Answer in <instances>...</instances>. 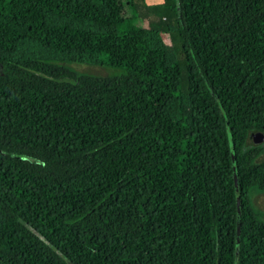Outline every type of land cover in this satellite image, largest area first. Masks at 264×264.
Instances as JSON below:
<instances>
[{"label":"trees","instance_id":"obj_1","mask_svg":"<svg viewBox=\"0 0 264 264\" xmlns=\"http://www.w3.org/2000/svg\"><path fill=\"white\" fill-rule=\"evenodd\" d=\"M0 66V264H264V0H0Z\"/></svg>","mask_w":264,"mask_h":264},{"label":"rangeland","instance_id":"obj_2","mask_svg":"<svg viewBox=\"0 0 264 264\" xmlns=\"http://www.w3.org/2000/svg\"><path fill=\"white\" fill-rule=\"evenodd\" d=\"M149 4L158 3L162 0H147ZM172 7V4L169 5ZM62 66L71 69L77 73L91 74V75H120L124 73L123 69L114 68L107 65H92V64H82V63H62ZM0 66V72H1ZM68 80V79H67ZM71 81V80H69ZM264 142V136H260L259 134L253 133L250 136L249 144H261ZM264 158V153L261 156ZM253 201L256 207L261 211L264 217V191H259L255 188L251 191ZM238 230V228H237ZM239 239V233L237 231V240Z\"/></svg>","mask_w":264,"mask_h":264},{"label":"water","instance_id":"obj_3","mask_svg":"<svg viewBox=\"0 0 264 264\" xmlns=\"http://www.w3.org/2000/svg\"><path fill=\"white\" fill-rule=\"evenodd\" d=\"M256 134H259L260 136H263V134H261V133H256ZM236 178V177H235ZM235 185H236V190H237V182H235ZM237 228H238V233H239V228H240V225H239V222H238V225H237ZM67 263L68 264H75L73 261H71V260H68L67 261Z\"/></svg>","mask_w":264,"mask_h":264}]
</instances>
